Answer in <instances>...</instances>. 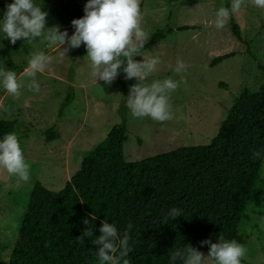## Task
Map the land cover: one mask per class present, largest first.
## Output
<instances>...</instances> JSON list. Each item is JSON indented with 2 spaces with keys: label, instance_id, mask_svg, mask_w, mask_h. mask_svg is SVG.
Instances as JSON below:
<instances>
[{
  "label": "rangeland",
  "instance_id": "obj_1",
  "mask_svg": "<svg viewBox=\"0 0 264 264\" xmlns=\"http://www.w3.org/2000/svg\"><path fill=\"white\" fill-rule=\"evenodd\" d=\"M1 2L5 7L11 3L8 0ZM87 2L49 0L38 5H45L49 12L47 26L59 25L70 37L75 31L71 22L79 19L73 4L86 5ZM221 6L226 7V0H141L142 27L150 37L156 29H164L167 24L173 28L194 27L175 31L167 40L143 51L161 59L157 71L148 77L149 82L171 76L169 65L174 67L177 58H182L188 65L184 74L187 83L182 84L172 97L173 118L165 122L150 117H132L126 100L130 86L137 81L135 78L126 80L122 70L121 76L108 85L91 77L88 63L83 58L86 55L72 61L70 49L61 61L59 53L62 49L49 48L40 38L32 44L21 39L12 45L0 32V66L16 71L18 76L28 66L33 53L44 51L54 57L49 68L37 75L41 85L39 93L28 90V78H25L18 97L8 94L0 85V104L9 109L8 112L0 109V120H16L15 133L26 161L31 165L28 182L20 181L19 177L0 167L1 261H7L12 251L20 217L34 183L38 181L53 191L62 189L79 169L82 158L121 122L123 116L128 135L122 149L124 159L140 161L181 147L209 144L233 98L246 87L258 90L264 80V9L245 0L241 11L233 16L240 29L242 40H239L232 34L229 22L223 29H216L215 13ZM2 15L0 9V20ZM229 53L234 55L210 66L214 58ZM134 59L142 60L143 57ZM69 87L74 97L59 118L58 112ZM50 128H54L57 138L46 141L45 132ZM262 217L264 209L255 210L249 221L242 223L245 233L235 238L246 247L244 259L250 264H264ZM205 264H211V261L206 259Z\"/></svg>",
  "mask_w": 264,
  "mask_h": 264
},
{
  "label": "trees",
  "instance_id": "obj_2",
  "mask_svg": "<svg viewBox=\"0 0 264 264\" xmlns=\"http://www.w3.org/2000/svg\"><path fill=\"white\" fill-rule=\"evenodd\" d=\"M230 2L226 0V7ZM84 8L83 3L73 4L79 18L85 14ZM0 9L4 14L6 7L1 0ZM229 23L232 34L242 40L233 17ZM190 28L194 29L167 24L156 29L142 51L167 40L175 31ZM86 54L83 45L70 50L72 61ZM233 55L216 57L210 66ZM69 74L72 79L73 68ZM73 97L69 87L59 118ZM16 124V120H0V140L15 132ZM45 135L46 141L57 138L54 128ZM127 137L123 116L82 158L79 169L62 189L53 191L36 181L20 217L12 251L0 264H97V246L92 239L101 234L99 228L105 219L115 223L121 234L129 222L134 225L130 233L133 250L127 257L130 264H171L170 253L175 248L191 244L208 255L210 246H201V241L217 243L220 234L226 240L235 239L245 233L242 223L249 221L255 210L264 209V159L253 157L255 151L264 153V80L257 91L246 87L233 98L207 145L181 147L129 162L122 152ZM173 207L180 208L183 215L165 221ZM92 215L96 216L94 221ZM85 218L88 225L83 223ZM91 227L93 237H84L83 243L76 240ZM176 264L182 262L177 260ZM242 264L250 263L243 259Z\"/></svg>",
  "mask_w": 264,
  "mask_h": 264
},
{
  "label": "clouds",
  "instance_id": "obj_3",
  "mask_svg": "<svg viewBox=\"0 0 264 264\" xmlns=\"http://www.w3.org/2000/svg\"><path fill=\"white\" fill-rule=\"evenodd\" d=\"M251 2L264 9V0ZM244 4L245 0H231L230 7H219L215 13L216 29H223L241 11ZM84 12L82 18L72 20L75 31L69 37L68 31H61L59 25L47 26L49 12L36 4L35 0H14L6 6L3 19L0 20V32L12 45L21 39L32 44L40 38L49 48L62 49L59 53L61 61L70 49L85 45L87 54L83 58L88 63L91 77L111 85L122 70L126 74V80L136 79L137 82L130 86L126 100V106L133 118L150 117L158 122L171 120L172 97L182 84L187 83L184 74L188 65L182 58H177L174 67L169 65L171 76L148 81V77L157 71L161 59L142 51L150 36L142 27L141 0H88ZM137 56L143 59L135 60L134 57ZM53 61V56L37 51L32 54L28 66L19 76L16 71L6 69L5 65L0 66V85L8 94L18 97L24 87L25 78H28V90L39 93L41 85L37 75L45 72ZM0 109L9 111L3 104H0ZM253 157L264 159V153L255 151ZM0 167L8 174L19 177L20 181L30 180L31 165L26 161L15 132L6 133L0 140ZM181 215L182 210L173 207L167 211L165 221ZM95 219L96 216L92 215L91 220ZM261 220L264 221V217ZM83 223L88 225L90 221L85 218ZM133 227L129 222L121 234L115 223L106 219L102 222L99 228L101 234L92 239V244L97 246L95 255L99 264H130L127 257L133 250L130 245ZM94 232L91 227L76 240L83 243L84 237H93ZM205 244L210 246L207 257L191 244H187L170 253L171 264H176L177 260L182 264H205L206 259L211 264H242L247 252L244 245L235 239L226 240L223 234L219 235L217 243L210 239L201 241V246Z\"/></svg>",
  "mask_w": 264,
  "mask_h": 264
}]
</instances>
